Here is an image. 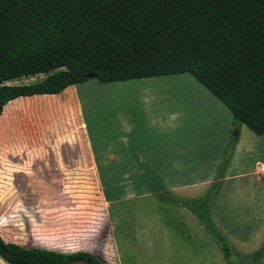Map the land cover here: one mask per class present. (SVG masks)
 Wrapping results in <instances>:
<instances>
[{
    "label": "crops",
    "instance_id": "crops-1",
    "mask_svg": "<svg viewBox=\"0 0 264 264\" xmlns=\"http://www.w3.org/2000/svg\"><path fill=\"white\" fill-rule=\"evenodd\" d=\"M160 77L110 83L95 80L99 84L90 79L57 95L20 97L7 103L0 115L2 227H13L21 221L23 190H54L65 195L64 190L86 188L88 174L94 179V188L100 189L103 174H133L139 180L129 187L145 191L133 200L142 204L138 212L112 214L117 222L113 228L120 234L113 237L118 264H225L221 250L182 203L199 199L210 189L234 137L236 142L216 190L226 182L251 175L256 179L249 184L264 188V162H258L252 174L234 172L243 153L244 135L255 140L264 135L254 134L247 126L234 129L230 112L219 100L214 102V96L193 76L209 92L193 86L200 94L198 99L207 101L205 111L216 117H200L181 126L150 120L151 110L174 109L168 94L172 91L160 86ZM14 82L2 86L17 85ZM150 95L159 97L156 101H139ZM146 114L148 118L143 119ZM220 114L223 117H218ZM213 199L214 194L209 215L228 240L232 254L252 259L264 243V202L259 204L258 198L250 196L228 197L214 206ZM236 213L239 216L234 218ZM0 236L6 240L3 233ZM140 236L142 245L137 238ZM252 243L250 251L254 253L244 256ZM135 245L142 246L141 256L138 249H134V256L130 254L128 246Z\"/></svg>",
    "mask_w": 264,
    "mask_h": 264
},
{
    "label": "trees",
    "instance_id": "trees-1",
    "mask_svg": "<svg viewBox=\"0 0 264 264\" xmlns=\"http://www.w3.org/2000/svg\"><path fill=\"white\" fill-rule=\"evenodd\" d=\"M189 73L232 116L264 135V0H0V115L20 97L99 83ZM47 75L32 84L2 86ZM206 194L182 203L216 243L232 251L209 215L229 162ZM264 243L252 258L259 264ZM6 264H106L87 251L25 248L0 236Z\"/></svg>",
    "mask_w": 264,
    "mask_h": 264
},
{
    "label": "rangeland",
    "instance_id": "rangeland-1",
    "mask_svg": "<svg viewBox=\"0 0 264 264\" xmlns=\"http://www.w3.org/2000/svg\"><path fill=\"white\" fill-rule=\"evenodd\" d=\"M46 76L41 74L39 77H26L25 79L15 80L17 83H14L17 85L32 84ZM160 80H162V83H159L161 87H170L172 91L168 94L172 96L174 109L151 110L150 120L160 121L161 124L178 123L177 125L181 126V124H186L190 120L196 121L200 117H216L215 114L205 111L206 106H208L205 104L208 102L198 99L200 94H197L193 86L200 88L203 93L208 91L191 75L186 73L165 76L160 77ZM96 84L99 83L96 82ZM96 94L101 96L102 92L97 91ZM158 97L159 95H150L145 100L140 98L139 101H156ZM213 98L214 102H219L215 97ZM224 109L229 114L225 107ZM218 117L223 116L220 114ZM142 118H148L147 114L145 118ZM244 126L242 125L243 128ZM234 134L235 132L233 136ZM259 138L255 140L248 135H244L243 153L240 157L238 156L234 172L247 171L252 174L256 164L264 162V137ZM137 177L133 174H103V188L100 189L94 188V182L92 181L94 179L91 174H88V186L86 188L64 190L65 195H63V192L57 194L54 190H23L21 221L17 225L7 226V228L2 227V222H0V232L4 234L7 241L17 242L25 248H43L66 253L87 251L98 256L106 264H118V252L113 237L114 234H117V236H120V234L116 233L113 228L117 222L113 221L112 214L118 216L130 215L138 212L142 207L140 202L133 200L137 197V193H143L145 189H136V192L129 187L139 180ZM255 179L256 176L251 175L245 179L226 182L219 191H215L214 206L218 204L219 200L228 197L237 199L250 196L258 198L259 204L260 201L264 202V188L258 189V185L249 184L254 182ZM237 183H241V185L236 187ZM146 191L151 192L153 190L147 188ZM236 214L234 218L239 216V213ZM241 222L236 221V223ZM124 223L129 224L132 222L125 221ZM258 226L260 227L259 224ZM260 231L261 227L258 228V233ZM261 235L262 233L258 234V245L262 241ZM137 238L142 245L143 237ZM141 245L128 246L130 254L134 256V249L141 251ZM252 248L253 243L246 247L243 255L250 256L251 253H254L250 251ZM126 252L127 250L124 249L122 254L124 260L127 258V255L124 254ZM138 255L141 256L142 251ZM224 261L225 264H252V259H242L234 253L228 261ZM0 264L5 263L0 260ZM138 264L143 263L138 262ZM216 264L221 263L216 261ZM259 264H264V258Z\"/></svg>",
    "mask_w": 264,
    "mask_h": 264
},
{
    "label": "water",
    "instance_id": "water-1",
    "mask_svg": "<svg viewBox=\"0 0 264 264\" xmlns=\"http://www.w3.org/2000/svg\"><path fill=\"white\" fill-rule=\"evenodd\" d=\"M89 78L92 79V76L90 75Z\"/></svg>",
    "mask_w": 264,
    "mask_h": 264
}]
</instances>
